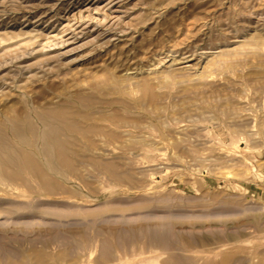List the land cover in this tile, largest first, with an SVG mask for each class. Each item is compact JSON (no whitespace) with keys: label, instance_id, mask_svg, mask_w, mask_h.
Instances as JSON below:
<instances>
[{"label":"rangeland","instance_id":"rangeland-1","mask_svg":"<svg viewBox=\"0 0 264 264\" xmlns=\"http://www.w3.org/2000/svg\"><path fill=\"white\" fill-rule=\"evenodd\" d=\"M0 102L97 127L0 182V264H264V0H0Z\"/></svg>","mask_w":264,"mask_h":264},{"label":"bare ground","instance_id":"bare-ground-1","mask_svg":"<svg viewBox=\"0 0 264 264\" xmlns=\"http://www.w3.org/2000/svg\"><path fill=\"white\" fill-rule=\"evenodd\" d=\"M151 87L153 88V85ZM77 100L82 108L91 106L82 96ZM71 110L68 106H64L46 108L37 112L35 119L40 128L28 114H15L12 108L5 110L0 116V182L29 186L31 181H35L47 194L65 192V187L59 179L64 177L62 171L70 174L76 172L80 159V155L75 150L77 143L83 142L90 147L94 142L89 136L97 134L95 129L97 127L93 128L89 125L84 128L81 125L82 119H89L86 113L85 115L72 113ZM108 162H94V164L114 180L119 181L117 166Z\"/></svg>","mask_w":264,"mask_h":264}]
</instances>
